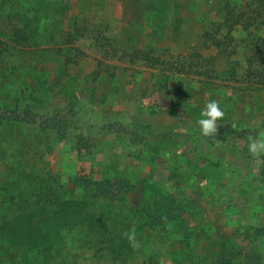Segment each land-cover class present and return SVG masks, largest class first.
<instances>
[{"label": "rangeland", "instance_id": "rangeland-1", "mask_svg": "<svg viewBox=\"0 0 264 264\" xmlns=\"http://www.w3.org/2000/svg\"><path fill=\"white\" fill-rule=\"evenodd\" d=\"M213 98L225 116L204 137ZM262 129L264 0H0V214L9 202L20 234L61 237L48 261L47 247L17 254L0 234V264H170L183 233L182 264H264V157L246 147ZM157 161V180L201 182L205 207L174 212L186 224L157 225L169 195L145 179ZM141 186L149 226L130 203Z\"/></svg>", "mask_w": 264, "mask_h": 264}, {"label": "trees", "instance_id": "trees-1", "mask_svg": "<svg viewBox=\"0 0 264 264\" xmlns=\"http://www.w3.org/2000/svg\"><path fill=\"white\" fill-rule=\"evenodd\" d=\"M238 24H241L242 22H237ZM21 29L20 28H16L14 31L16 33V35L19 33ZM230 34V33H229ZM21 36V35H20ZM19 174H21L20 172H18ZM8 178L11 180V184H18V180L15 178V176L11 173L9 175H7ZM133 187V185H132ZM141 189L144 190V186H141ZM145 191V190H144ZM160 193V192H159ZM162 198L164 200H166V202H164L167 205V209L168 210H164V212L159 211V223L157 225H159L162 222V218H167V219H171V220H175L174 222L178 221L179 222H183L184 224H186L185 220H181L182 218L178 219L177 214H174V212H178L181 209L183 210V208H185V203L183 201L177 200L176 198H174L172 195H168V194H162ZM158 199V198H157ZM160 199V198H159ZM163 200H160L158 202H160V204L162 203ZM142 204H140V206H134L136 207V209H138V212L136 214H138V218L136 220V223H139V217L140 219H142V221L144 222L145 219L146 221H148L146 223V221L144 223H146V226H149L150 222V214H149V210L151 209V211H153L155 209V203L153 204V206L151 207L150 205H146L145 201H141ZM26 203V202H25ZM131 203V202H130ZM157 203V202H156ZM6 211L1 210V214H0V234L3 238V241H5L9 247H13L16 251L17 254H26L32 247L33 249L35 248V250L39 251V253L41 254V250L44 248H48V252L46 253V255L44 256L45 258H48V261L53 260V258L55 257L56 252H59V249L55 250V246L59 247L58 241H60L61 237H60V233L56 232L54 235V238L57 240L55 243L52 242V240H48L50 235H47L42 242H40V240L36 238V230L33 229V227L31 228V231L28 232H23L20 234V230L17 227H22L25 223H27V220L21 216L23 214V212L21 210H18V214L17 216L14 215L11 219L7 217L8 215V210L11 208L10 207V203L6 202ZM63 205H60V207L58 208V213H62L63 211ZM142 209V210H141ZM173 211V212H172ZM155 213H153L152 215H154ZM20 216V217H19ZM11 220V222H9ZM129 220V218L127 219ZM142 222V223H143ZM148 224V225H147ZM8 225H13L12 228L6 229V227ZM156 225H152V227H155ZM151 227V228H152ZM9 230L8 232L5 231ZM179 228H175L174 232H180ZM184 235V241H182V243L180 244V247L177 250V254H179L178 258H171L170 257V264H172V262H175L174 264H182V262L188 258V256H186V254H184V250H188L190 248H193L192 246V240L191 237L189 238V235H186L185 233H183ZM21 236L25 237V241L26 243L23 245L22 242L20 241ZM154 238V236H152V239ZM193 239V238H192ZM46 240V242L44 243V241ZM41 243V244H40ZM20 245V246H19ZM215 244H212L211 246L214 247ZM19 246V247H18ZM18 247V248H17ZM27 247V248H26ZM52 247V248H51ZM186 250V251H187ZM197 251V249H195ZM34 253V252H33ZM202 253V252H201ZM200 254V253H199ZM30 256V255H29ZM51 257V260L50 258ZM173 259V261H172ZM218 260H215V262L213 264H218L217 262ZM231 264V261L226 260V257L224 258V262H221V264Z\"/></svg>", "mask_w": 264, "mask_h": 264}, {"label": "crops", "instance_id": "crops-1", "mask_svg": "<svg viewBox=\"0 0 264 264\" xmlns=\"http://www.w3.org/2000/svg\"><path fill=\"white\" fill-rule=\"evenodd\" d=\"M163 5H165L164 2H163ZM201 5H202V9L210 7V5L207 2H204ZM203 7H205V8H203ZM179 17H180L179 15H175V17L173 19L169 18V17H168V19H170V22L172 24L175 23L176 25L177 24L178 25H181V24H183V25L190 24L191 25V24H194V22H199L201 20V16L198 17V16H195L194 14H192L191 18H189L188 20L187 19L186 20L180 19ZM181 20L184 21L185 23H182ZM236 27H238L237 28L238 34L237 33L234 34L235 35L234 37L239 38L240 37V34H239L240 33V24H236L235 28ZM233 30L231 32H233ZM190 35H189L190 36L189 39L192 40V42L195 43L199 39L200 41H202L201 43H204V37L202 35L200 37V36H198V34L196 32L194 33L193 31H190ZM184 39H186V38H184ZM153 155L155 156V154H153ZM156 157L157 156H155V159H156ZM155 159H154V161H155ZM187 162L189 164L192 163L191 161H187ZM161 165L162 164L160 161H157V162L153 163L152 165H150V167H149L150 170H149L148 174H145L146 175L145 179H147L148 181L150 179L151 181H153V183H156V181H159V182H161L162 186H163V184L164 185L166 184L164 186L165 187L164 191L168 192L170 195H172L177 200L183 201L187 208H190V209L197 208L198 209V208H201V205H202V207H205V204L202 202L203 197H205V196L203 195V189L201 188V185H200L201 182L200 181L196 184H192V186L186 185V184H181V181H178V180H175L174 178H172V176H170L169 172H167V174H164V172H163V174H162ZM163 168L166 170L165 167H163ZM160 169H161V171H159V174H160V172H161V174L159 175L158 178L159 179L162 178V179L157 180L155 178V171H158ZM202 170H203V168L200 169V172H199L200 176H204L206 174L205 171H202ZM162 176H165V177H162ZM176 179H178V178L176 177ZM137 190H139V193L137 194L135 192L134 196H132L131 201H130L131 204L134 206H140L141 201H143L141 187L137 188ZM201 212H202V214H204L202 209H201ZM202 214L201 213L198 214V219L202 216ZM239 215H241V213ZM242 217H244V214H242L240 216V218H242ZM172 261H173V259H172Z\"/></svg>", "mask_w": 264, "mask_h": 264}, {"label": "clouds", "instance_id": "clouds-1", "mask_svg": "<svg viewBox=\"0 0 264 264\" xmlns=\"http://www.w3.org/2000/svg\"><path fill=\"white\" fill-rule=\"evenodd\" d=\"M225 112L220 106V102L216 99H209L205 102L203 108L199 112L196 123L199 125L200 134L204 137H213L217 134V121L224 118ZM237 131L239 129H236ZM247 151L253 158L264 157V129L258 131L255 135L247 136ZM128 241L133 245L136 244L135 229H131L124 234Z\"/></svg>", "mask_w": 264, "mask_h": 264}]
</instances>
